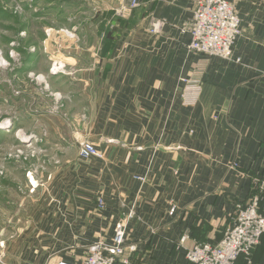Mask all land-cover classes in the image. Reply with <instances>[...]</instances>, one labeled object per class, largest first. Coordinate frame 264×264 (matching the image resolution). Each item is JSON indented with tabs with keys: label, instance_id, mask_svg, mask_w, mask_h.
Instances as JSON below:
<instances>
[{
	"label": "crops",
	"instance_id": "0c3cea01",
	"mask_svg": "<svg viewBox=\"0 0 264 264\" xmlns=\"http://www.w3.org/2000/svg\"><path fill=\"white\" fill-rule=\"evenodd\" d=\"M138 1L78 73L88 109L78 146L93 143L102 157L75 150L52 172L48 209L3 240L6 264H79L130 211L132 264H188L185 235L189 246L218 244L257 193L264 216V0H227L241 20L240 63L188 51L196 0ZM157 20L165 25L154 33ZM253 264H264V238Z\"/></svg>",
	"mask_w": 264,
	"mask_h": 264
},
{
	"label": "rangeland",
	"instance_id": "374dc122",
	"mask_svg": "<svg viewBox=\"0 0 264 264\" xmlns=\"http://www.w3.org/2000/svg\"><path fill=\"white\" fill-rule=\"evenodd\" d=\"M109 1L0 0L3 264V240L34 227L41 208L49 207L41 204L51 202L50 175L71 163L75 150L79 154L88 109L78 73L99 61L110 41L120 16Z\"/></svg>",
	"mask_w": 264,
	"mask_h": 264
},
{
	"label": "built area",
	"instance_id": "2783aa9c",
	"mask_svg": "<svg viewBox=\"0 0 264 264\" xmlns=\"http://www.w3.org/2000/svg\"><path fill=\"white\" fill-rule=\"evenodd\" d=\"M138 0H131L128 6L117 10V15L124 17L127 11L139 7ZM165 25L154 21L153 32L159 33ZM190 35L187 45L189 52L240 63L235 59L234 48L242 35L241 20L235 7L227 0H196L193 18L184 29ZM80 158L89 160L102 157L97 147L90 142L80 144ZM253 198V199H252ZM245 205L238 206L233 223L226 230L223 239L216 245L194 243L187 245L189 236L185 235L180 245L186 251L188 264H236L244 256L247 264H252L251 255L261 243L264 235V216L259 212L260 199L252 197ZM99 209H104L103 200H99ZM172 207L170 215H174ZM135 212L119 220L115 226L112 242H98L89 249L88 256L79 264H132L135 244L128 245V222ZM3 246H0V249ZM4 255L0 250V264ZM58 264H71L60 262Z\"/></svg>",
	"mask_w": 264,
	"mask_h": 264
},
{
	"label": "trees",
	"instance_id": "16d2710c",
	"mask_svg": "<svg viewBox=\"0 0 264 264\" xmlns=\"http://www.w3.org/2000/svg\"><path fill=\"white\" fill-rule=\"evenodd\" d=\"M254 196H258L259 197V199H260V203H259V205L261 204V201H262V199H263V195L261 194V195H259L258 193L257 194H255V195H253L252 197H254ZM263 238H264V235H263V237L261 238V241L263 240ZM261 244V243H260ZM257 249V247L255 248V250ZM254 250V251H255ZM254 251H253V253H252V255H251V261H252V264H253V254H254ZM239 258H244L245 259V257L244 256H241V257H239ZM245 261H246V264H247V260L245 259ZM237 264V263H236Z\"/></svg>",
	"mask_w": 264,
	"mask_h": 264
}]
</instances>
